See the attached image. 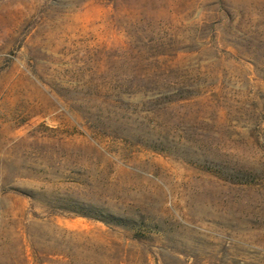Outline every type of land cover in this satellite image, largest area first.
<instances>
[{
  "label": "rangeland",
  "instance_id": "374dc122",
  "mask_svg": "<svg viewBox=\"0 0 264 264\" xmlns=\"http://www.w3.org/2000/svg\"><path fill=\"white\" fill-rule=\"evenodd\" d=\"M0 264H264V0H0Z\"/></svg>",
  "mask_w": 264,
  "mask_h": 264
},
{
  "label": "trees",
  "instance_id": "16d2710c",
  "mask_svg": "<svg viewBox=\"0 0 264 264\" xmlns=\"http://www.w3.org/2000/svg\"><path fill=\"white\" fill-rule=\"evenodd\" d=\"M218 173H219L218 175H223V176L225 175L224 169L218 170ZM81 215L87 218L97 219L109 225L111 224V225L122 226V227H127L128 223L130 222L128 219H124V218L116 217L112 215L105 217V216H102L101 214H87V212L85 213L83 212V214Z\"/></svg>",
  "mask_w": 264,
  "mask_h": 264
}]
</instances>
